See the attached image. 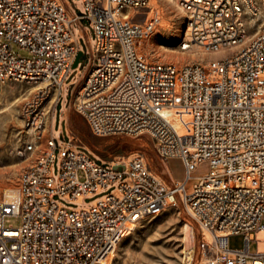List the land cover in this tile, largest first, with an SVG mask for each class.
Segmentation results:
<instances>
[{
  "label": "built area",
  "instance_id": "2783aa9c",
  "mask_svg": "<svg viewBox=\"0 0 264 264\" xmlns=\"http://www.w3.org/2000/svg\"><path fill=\"white\" fill-rule=\"evenodd\" d=\"M81 3L94 40L74 110L94 135L149 136L160 158L182 159L186 177L168 188L140 154L106 168L68 143L57 150L47 103L59 99L79 51L70 28L77 17L59 0H0V81L36 86L20 114L25 151L37 154L15 197L0 200V264H102L130 227L178 203L204 233L197 264H264V253L249 248L264 231V24L247 39L245 27L264 0H177L204 51L237 46L221 59L179 66L148 63L138 52L161 21L152 9L142 23L132 18L149 0ZM110 184L114 191L88 208L55 201H79ZM9 215L19 217L17 228L4 225ZM233 235L243 236V247L229 248Z\"/></svg>",
  "mask_w": 264,
  "mask_h": 264
},
{
  "label": "rangeland",
  "instance_id": "374dc122",
  "mask_svg": "<svg viewBox=\"0 0 264 264\" xmlns=\"http://www.w3.org/2000/svg\"><path fill=\"white\" fill-rule=\"evenodd\" d=\"M59 1L64 4L72 17H77V20L71 23L70 28L82 55L77 67L69 71L59 99L57 101L52 99L47 103L49 109L47 127L49 132H52L57 150L68 143L98 165L106 168H111L110 163L126 162L140 154L166 186L174 187L175 181H184L186 170L182 159L179 157L160 158L149 136L94 135L84 116L74 110L75 93L82 84L91 61L90 50L94 33L90 21L85 18L81 0ZM149 9L157 10L161 21L153 34L138 47V52L148 63L177 66L187 63L205 64L209 60L221 59L237 48V46H231L229 49L211 53L204 51L203 48L181 49L189 45L191 41L186 38V17L179 9V5L168 2V0H149V8L133 14L132 18L142 23L149 15ZM263 24L264 4L260 5L257 18L254 20L246 18V39L250 38ZM10 47L22 56H29L16 44H11ZM31 87L33 86L12 80L0 81V200L4 197L3 187L10 185L16 189L21 171L31 165L37 157L36 152L25 151V144L30 137L23 127L20 114L23 101L32 93ZM57 150L51 166L54 177L59 172ZM207 170L208 165L204 164L198 167L196 172L203 173ZM115 187V184H110L105 190L86 196L79 201H70L59 196L55 197V201L67 210L88 208L95 200L109 195ZM185 223L189 224L194 232L192 264H197L198 245L204 233L185 212L181 203H178L177 207H171L155 217L144 220L135 227L132 226L117 245L110 264L181 263L185 247L182 227ZM19 224L20 219L17 216L9 215L4 219L5 226L17 228ZM254 238L255 240L249 246L250 251L264 253V231L255 232ZM241 247H243L242 235L229 237V248L239 249ZM246 264H251V259H247Z\"/></svg>",
  "mask_w": 264,
  "mask_h": 264
},
{
  "label": "bare ground",
  "instance_id": "6f19581e",
  "mask_svg": "<svg viewBox=\"0 0 264 264\" xmlns=\"http://www.w3.org/2000/svg\"><path fill=\"white\" fill-rule=\"evenodd\" d=\"M168 2L177 3L176 0H168ZM179 9L182 11V9L180 7H179ZM185 33H186V38L189 39L191 41V43L189 45H186L184 47H181V49H186V48H190V47H192L193 49L194 48H197V49L200 48V49H202V46L200 44L194 43V41H192L191 36H190V33H189V30H186ZM34 89H36V86L31 87V90L32 91ZM147 163H148V161H147ZM148 165H149V163H148ZM149 167H150V165H149ZM150 169H151V171L155 175H157L159 177V175L154 170H152L151 167H150ZM2 191H3V195H4L3 200H6V201L7 200H11L16 195V189L13 186H10V185L9 186H4L3 189H2ZM168 200L169 201H173L174 200L173 199V196L169 195ZM171 207L172 206H168V207H166V209L169 210ZM129 229H131V227ZM182 231H183V234H184L185 247H184V250H183V253H182L183 256L181 258V263H179V264H192L193 255H194V246H193L194 232L192 230V227L189 224H187V223H185L183 225ZM128 232H129V230H128ZM182 239H183V237H182ZM111 261H112V258H111V256H109L106 261L102 262V264H110ZM146 264H160V263H157V262H148Z\"/></svg>",
  "mask_w": 264,
  "mask_h": 264
},
{
  "label": "water",
  "instance_id": "95a60500",
  "mask_svg": "<svg viewBox=\"0 0 264 264\" xmlns=\"http://www.w3.org/2000/svg\"><path fill=\"white\" fill-rule=\"evenodd\" d=\"M81 55H82V52L78 51L76 56H75V58H74V61H73V64H72V68L77 67L78 63L80 62ZM118 167H122V165H112L113 169H116Z\"/></svg>",
  "mask_w": 264,
  "mask_h": 264
},
{
  "label": "crops",
  "instance_id": "0c3cea01",
  "mask_svg": "<svg viewBox=\"0 0 264 264\" xmlns=\"http://www.w3.org/2000/svg\"><path fill=\"white\" fill-rule=\"evenodd\" d=\"M180 182H182V181H175V184H176V183H180ZM167 187H168V186H167ZM168 188H172V187H168Z\"/></svg>",
  "mask_w": 264,
  "mask_h": 264
}]
</instances>
